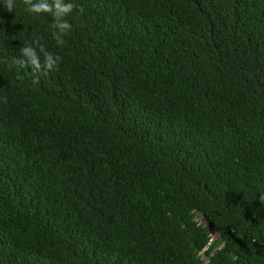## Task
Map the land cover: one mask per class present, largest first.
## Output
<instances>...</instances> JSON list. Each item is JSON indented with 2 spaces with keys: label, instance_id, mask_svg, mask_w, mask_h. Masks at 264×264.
Instances as JSON below:
<instances>
[{
  "label": "trees",
  "instance_id": "16d2710c",
  "mask_svg": "<svg viewBox=\"0 0 264 264\" xmlns=\"http://www.w3.org/2000/svg\"><path fill=\"white\" fill-rule=\"evenodd\" d=\"M71 2L0 0V264H264V0Z\"/></svg>",
  "mask_w": 264,
  "mask_h": 264
},
{
  "label": "clouds",
  "instance_id": "9594fccd",
  "mask_svg": "<svg viewBox=\"0 0 264 264\" xmlns=\"http://www.w3.org/2000/svg\"><path fill=\"white\" fill-rule=\"evenodd\" d=\"M26 6L25 10L33 14L48 13L53 18L51 27L55 29L52 35L58 45L65 43L63 36L67 34L72 25L68 22V17L74 9L78 8L80 13H83L82 6H77L71 0H23ZM4 7L7 11L12 12L15 8L14 0H3ZM34 44L36 46H34ZM37 46L39 51H37ZM60 57L47 51L42 45H39V41H34L25 44L20 49V57L14 58L13 62L17 63L21 67L31 66L34 73L50 72L58 68ZM33 83H38V78L33 79ZM4 102H7V98H4ZM260 200L264 201V195L260 196Z\"/></svg>",
  "mask_w": 264,
  "mask_h": 264
},
{
  "label": "rangeland",
  "instance_id": "374dc122",
  "mask_svg": "<svg viewBox=\"0 0 264 264\" xmlns=\"http://www.w3.org/2000/svg\"><path fill=\"white\" fill-rule=\"evenodd\" d=\"M197 219H198L199 222L202 221V219H200V218H197ZM211 238H212V240H215V239H216V235L213 233V234L211 235Z\"/></svg>",
  "mask_w": 264,
  "mask_h": 264
}]
</instances>
